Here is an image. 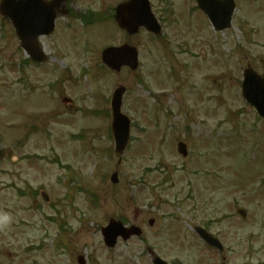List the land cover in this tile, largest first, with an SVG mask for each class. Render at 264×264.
<instances>
[{
    "label": "rangeland",
    "instance_id": "1",
    "mask_svg": "<svg viewBox=\"0 0 264 264\" xmlns=\"http://www.w3.org/2000/svg\"><path fill=\"white\" fill-rule=\"evenodd\" d=\"M121 1L78 3L106 18ZM149 1L158 20L167 15L178 25L161 20L162 36L140 31L130 39H123L111 21L84 29L76 25L72 35L83 33L66 41L65 54L47 43L52 59L32 69L36 93L29 100L14 94L17 51L5 27L6 39L0 40V264H78V255L87 257L86 264L146 262L140 240L112 250L103 245L101 226L119 217L133 224L156 217L145 239L167 261L219 264L221 256L190 235L202 218L188 225L186 236H174L173 228L165 227L174 223L168 214L192 206L202 212L204 205L211 211L210 230L225 247V264H264V126L240 94L244 68L264 74V0H235L231 27L220 33L191 0ZM126 40L139 47V68L103 71L99 49ZM44 71L55 87L62 77L61 87L52 90L53 101L40 94ZM118 85L126 89L121 110L131 121L119 163L113 140L107 139L110 115L96 114L109 111ZM60 91L75 99L72 109L57 102L54 93ZM185 126L193 154L182 158L175 136H183ZM11 156L18 159L12 162ZM204 169L211 173L201 182ZM113 171L115 185L109 181ZM13 184L45 190L50 203L40 196L21 197ZM189 186L192 201L184 199ZM177 200L183 204L179 209ZM238 207L246 209V220L236 214ZM176 225L185 226V219Z\"/></svg>",
    "mask_w": 264,
    "mask_h": 264
},
{
    "label": "water",
    "instance_id": "2",
    "mask_svg": "<svg viewBox=\"0 0 264 264\" xmlns=\"http://www.w3.org/2000/svg\"><path fill=\"white\" fill-rule=\"evenodd\" d=\"M198 5L207 14L213 27L216 30L223 29L230 25L231 14L234 4L231 0H197ZM11 19L13 16L8 14ZM116 21L118 25L129 34L136 33L139 27H145L153 33L159 32V26L156 19L151 13L147 0H130L125 4H121L116 8ZM32 56V51L26 49ZM37 54V52H36ZM35 54V55H36ZM38 58H40L38 56ZM103 62L111 69L119 70L125 65L134 70L137 67V50L134 47L123 45L121 47L107 48L102 53ZM124 92L123 87H118L112 99V131L115 138L116 153L122 152L127 140L129 131V121L121 114V98ZM242 94L245 100L252 104L264 120V78H260L253 71L247 69L244 72V81L242 82ZM180 150L184 148L179 143ZM184 153V151H183ZM112 180H116V176H112ZM241 212V211H239ZM125 230L118 223L110 222L109 226L103 229L105 242L108 246H113L116 237L121 234L125 238ZM135 233V232H130ZM128 235V234H127ZM205 240L211 244L215 241L205 235Z\"/></svg>",
    "mask_w": 264,
    "mask_h": 264
},
{
    "label": "flooded vegetation",
    "instance_id": "3",
    "mask_svg": "<svg viewBox=\"0 0 264 264\" xmlns=\"http://www.w3.org/2000/svg\"><path fill=\"white\" fill-rule=\"evenodd\" d=\"M24 7V4L17 2L15 4L16 9H20ZM31 8V13H48L50 18H54L53 23V33L49 36H45L48 40L53 35H55V40L59 41L62 44L65 42L67 37V29H68V19L70 17L76 16L77 12L80 10V5L78 2H74L73 0H39L33 3ZM17 47L19 49V42L17 40ZM15 60L18 62L17 65L22 63L30 62L26 57L21 60L17 55ZM33 66V65H29ZM20 80H18L19 82ZM151 227V226H150Z\"/></svg>",
    "mask_w": 264,
    "mask_h": 264
}]
</instances>
